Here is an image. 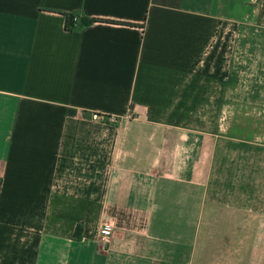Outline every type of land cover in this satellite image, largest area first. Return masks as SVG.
Wrapping results in <instances>:
<instances>
[{"label":"crops","instance_id":"0c3cea01","mask_svg":"<svg viewBox=\"0 0 264 264\" xmlns=\"http://www.w3.org/2000/svg\"><path fill=\"white\" fill-rule=\"evenodd\" d=\"M235 98L264 125L259 0H0V264H113L105 225L118 264H264V134L239 144L237 213L198 223L193 124Z\"/></svg>","mask_w":264,"mask_h":264},{"label":"rangeland","instance_id":"374dc122","mask_svg":"<svg viewBox=\"0 0 264 264\" xmlns=\"http://www.w3.org/2000/svg\"><path fill=\"white\" fill-rule=\"evenodd\" d=\"M238 118L237 102L235 98V101H231L229 118L224 121V123L213 125L193 124V145H195L193 149L196 147L200 148V144L206 145V157H203V159L207 168L206 177L204 178V180H206L207 193L206 199L198 211V214H200L199 224L202 223L203 225L207 221L208 216L213 213H237L238 182L241 176L242 179H244V172L240 167L239 161V144L242 142L241 139L244 133H246V135L250 134V137L254 132L264 134V125H239ZM214 119H216V117ZM204 137L207 143L205 140H202ZM248 142L253 144V141ZM257 143L264 145V141H257ZM248 157L251 158V167H253L251 152L246 153V158L248 159ZM246 171V179L252 180V172L249 173L248 169ZM111 234L112 233L108 236V242L100 240L99 237L101 235L99 234L98 238L100 242L98 241V251L102 254H109L112 261H124L126 256L124 252H118V250L110 251L111 249L108 247L110 245L109 239ZM215 239L216 238H213L214 244L218 240ZM197 240L199 246L206 244V238L203 234L199 235ZM187 258L188 261H190V258L193 259V244H191L189 248ZM115 262H113V264H118Z\"/></svg>","mask_w":264,"mask_h":264},{"label":"trees","instance_id":"16d2710c","mask_svg":"<svg viewBox=\"0 0 264 264\" xmlns=\"http://www.w3.org/2000/svg\"><path fill=\"white\" fill-rule=\"evenodd\" d=\"M65 23L64 28L69 32H78L81 29L97 22V20L81 17L77 13L64 14Z\"/></svg>","mask_w":264,"mask_h":264},{"label":"built area","instance_id":"2783aa9c","mask_svg":"<svg viewBox=\"0 0 264 264\" xmlns=\"http://www.w3.org/2000/svg\"><path fill=\"white\" fill-rule=\"evenodd\" d=\"M259 6L261 7L263 13H264V0H259ZM111 233V227L108 225L103 226L101 229V240L104 242H108V236Z\"/></svg>","mask_w":264,"mask_h":264}]
</instances>
